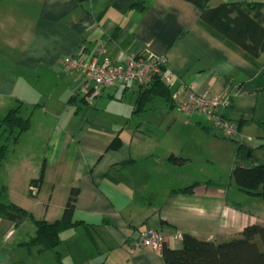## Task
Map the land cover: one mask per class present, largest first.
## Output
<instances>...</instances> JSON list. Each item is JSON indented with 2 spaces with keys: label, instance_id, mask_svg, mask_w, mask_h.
<instances>
[{
  "label": "crops",
  "instance_id": "crops-1",
  "mask_svg": "<svg viewBox=\"0 0 264 264\" xmlns=\"http://www.w3.org/2000/svg\"><path fill=\"white\" fill-rule=\"evenodd\" d=\"M223 3L264 0L208 5ZM199 16L186 0H0V118L19 101L30 119L16 141H5L0 195L51 223L62 217L69 190H77L72 219L82 224L60 233L61 264H165L150 248L128 255L141 230H158L169 248L181 249L177 233L223 241L246 226L264 225V198L231 183L239 144L249 150L239 164L264 163V80L258 81L264 51L248 56ZM78 48L86 56L101 48L116 61L131 54L165 58L174 75L171 93L187 85L229 95L224 116L236 135L222 137L203 115L182 113L161 99L146 110L159 108L160 119L133 113V83L103 87L85 102L78 94L81 75L61 63ZM127 96L124 113L100 114ZM115 138L120 144L112 149ZM34 231L30 218L0 215V264H44L46 256L56 264L52 253L25 245ZM89 246L94 254L82 263L75 256L87 255Z\"/></svg>",
  "mask_w": 264,
  "mask_h": 264
},
{
  "label": "trees",
  "instance_id": "trees-1",
  "mask_svg": "<svg viewBox=\"0 0 264 264\" xmlns=\"http://www.w3.org/2000/svg\"><path fill=\"white\" fill-rule=\"evenodd\" d=\"M186 1L198 8L201 23L242 49L248 56L254 57L264 51V3H223L210 7L209 0ZM259 80H264V68L259 71ZM262 88L264 90V84ZM155 98L174 106L170 89L159 79H155L143 88L138 86L133 113L146 111L147 106ZM81 99L83 100L82 97ZM21 110L22 102L18 101L15 107L10 108L0 118V134L5 136V139L11 138L12 141H16L30 128V119L28 116H22ZM259 125L263 126L264 120L259 121ZM119 144V139L115 138L110 148L115 149ZM4 152L5 146L2 144L0 161ZM248 152L249 150L241 144L238 145L235 159L237 165L232 169L231 177L240 192L247 196L264 198V191L260 190L264 183V163L251 167H244L238 163V160L243 159ZM169 159L174 163L180 162L173 156ZM41 176L42 171L37 180L41 179ZM192 187L193 185L181 191H191ZM76 196L77 190L70 189L62 217L51 223L35 220L30 213L11 203L0 202V215L12 221L32 219L35 231L25 245L35 248L38 254L51 252L56 264H61L60 253L56 249L60 243V233L82 224L72 219ZM181 239V249H171L165 243L162 244L160 254L165 264H264V225L246 226L238 236L223 241L201 240L188 233H183Z\"/></svg>",
  "mask_w": 264,
  "mask_h": 264
},
{
  "label": "built area",
  "instance_id": "built-area-1",
  "mask_svg": "<svg viewBox=\"0 0 264 264\" xmlns=\"http://www.w3.org/2000/svg\"><path fill=\"white\" fill-rule=\"evenodd\" d=\"M61 63L66 71L81 75L78 94L87 103H92L100 95V89L103 87L133 83L143 88L153 80L159 79L170 88L174 77L166 68V60L163 57L131 54L122 61H116L107 56L101 48L89 56L85 55L83 48H78L63 56ZM171 99L180 112L203 115L217 129L220 136L232 138L236 135L233 124L224 116V111L230 103L227 93L198 92L190 86L181 85L171 93ZM236 165L235 160L232 168ZM29 189L33 194L36 191L33 185ZM174 237L181 239L182 235L177 233ZM164 242L165 236L162 232L141 230L130 243L127 253L132 255L139 248L160 251Z\"/></svg>",
  "mask_w": 264,
  "mask_h": 264
},
{
  "label": "rangeland",
  "instance_id": "rangeland-1",
  "mask_svg": "<svg viewBox=\"0 0 264 264\" xmlns=\"http://www.w3.org/2000/svg\"><path fill=\"white\" fill-rule=\"evenodd\" d=\"M130 87H131V90H133V91H135L137 89V86L135 84H132ZM128 97L129 96L126 97L124 103L123 102H116L115 101L114 103H112L111 106H109L108 108H106L105 111H103V113H100V114H103V115L107 116L108 119H110L111 116H113V113H114L115 110H116V112L118 111L119 113L120 112L121 113H124L126 111V109H124V108L127 105V103L129 102L128 101ZM79 102H81V101L79 100ZM161 103H162V101L159 98H155L154 101H152L150 103V105L151 106H154V107H157ZM79 105L84 106V107H87L86 104L80 103ZM158 109L159 108H155V110L152 109V114L150 112L144 111V113L143 112H140V115H142L141 117H144V116L146 117V115L147 116L152 115V121H155V120H157L158 116H162V112L161 111H158ZM21 114H22V116L25 115L23 112ZM160 118H158V119H160ZM227 139H229V138H227ZM5 141H6L5 136H3V135L0 134V145L5 144V145L9 146L10 143L9 142L5 143ZM231 183H232V185L235 184L234 181H233V179H231ZM0 202H4V203L6 202L1 195H0ZM50 253L51 252H48L47 255H50ZM86 253H87V255H85L84 252H79V255H77L75 257L81 258L82 263H86V259L88 258V256H90V254H94V249H92L91 246H89ZM44 264H51V262L48 261L47 256L44 258Z\"/></svg>",
  "mask_w": 264,
  "mask_h": 264
}]
</instances>
